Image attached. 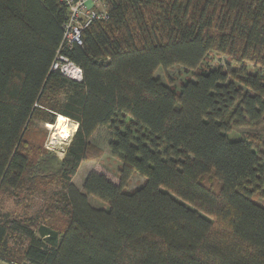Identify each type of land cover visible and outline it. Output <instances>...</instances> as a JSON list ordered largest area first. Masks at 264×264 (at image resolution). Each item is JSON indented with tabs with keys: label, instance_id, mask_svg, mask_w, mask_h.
<instances>
[{
	"label": "trees",
	"instance_id": "1",
	"mask_svg": "<svg viewBox=\"0 0 264 264\" xmlns=\"http://www.w3.org/2000/svg\"><path fill=\"white\" fill-rule=\"evenodd\" d=\"M103 1L109 19L60 52L76 83L51 71L66 9L0 0V202L45 198L33 216L0 208V261L264 264V138L227 137L264 123V0ZM211 54L230 64L203 69ZM172 67L179 88L154 76ZM58 116L77 125L59 161L42 128ZM101 128L117 182L91 171L78 190Z\"/></svg>",
	"mask_w": 264,
	"mask_h": 264
},
{
	"label": "rangeland",
	"instance_id": "2",
	"mask_svg": "<svg viewBox=\"0 0 264 264\" xmlns=\"http://www.w3.org/2000/svg\"><path fill=\"white\" fill-rule=\"evenodd\" d=\"M229 61L220 55H210L206 62L202 64V68H217L229 65ZM248 71H251V67H248ZM163 84L172 86L174 88H179L178 86L183 83L186 79L190 78V75L184 72L180 67H172L168 69L158 68L154 74ZM264 77V73H263ZM192 78V77H191ZM73 123V122H71ZM70 125V124H69ZM71 126V125H70ZM69 126L71 136L64 139L63 141H59L58 139H53L54 130L53 125H44L42 128L46 132L45 141L43 143V148L53 155L58 161L61 160L64 156V150L67 148L70 139L74 132H72V127ZM247 134H255L260 135L264 138V123L258 127H245L234 129L227 137L230 140H234L237 138H245ZM110 140L107 129L101 128L95 132V134L91 138V148L89 149L87 158L80 164L77 172L72 178V184L78 189H82L83 181L88 173L91 171L99 172L105 174L109 180L113 182H117L118 169L121 166V162L118 158H114L110 155L108 150V142ZM58 142V143H57ZM51 161V159H49ZM52 166L54 164L50 163ZM41 168L45 171L47 170L46 165L41 164ZM143 182L136 174H133L131 179L129 180L126 191H133L137 189ZM50 193V192H49ZM44 196L41 194H36L34 197L30 199H26L23 203H17L14 200L10 199H2L0 202V208L4 213H14L16 216L28 215L33 216L39 209L40 204H42L44 200ZM254 202L258 203L260 206L264 208V201L260 199H254ZM89 204L98 208L101 207L102 204L94 199L89 197Z\"/></svg>",
	"mask_w": 264,
	"mask_h": 264
},
{
	"label": "built area",
	"instance_id": "3",
	"mask_svg": "<svg viewBox=\"0 0 264 264\" xmlns=\"http://www.w3.org/2000/svg\"><path fill=\"white\" fill-rule=\"evenodd\" d=\"M68 12L63 25L62 41L59 51L51 65V71L58 72L66 79L80 83L82 71L60 52L64 49L82 46L83 33L95 23L109 19L107 7L103 0H57ZM0 264H14L1 262Z\"/></svg>",
	"mask_w": 264,
	"mask_h": 264
},
{
	"label": "bare ground",
	"instance_id": "4",
	"mask_svg": "<svg viewBox=\"0 0 264 264\" xmlns=\"http://www.w3.org/2000/svg\"><path fill=\"white\" fill-rule=\"evenodd\" d=\"M69 126L72 127V132L76 130V124L71 123V121H69L68 119L62 116H58L55 124L52 127L54 130L53 139H58L59 141H63L64 139L70 137L71 132Z\"/></svg>",
	"mask_w": 264,
	"mask_h": 264
},
{
	"label": "crops",
	"instance_id": "5",
	"mask_svg": "<svg viewBox=\"0 0 264 264\" xmlns=\"http://www.w3.org/2000/svg\"><path fill=\"white\" fill-rule=\"evenodd\" d=\"M76 127H77V125H76ZM75 132V131H74ZM95 134V133H94Z\"/></svg>",
	"mask_w": 264,
	"mask_h": 264
}]
</instances>
